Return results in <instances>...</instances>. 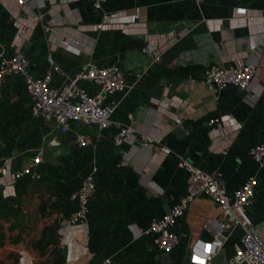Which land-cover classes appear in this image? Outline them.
Instances as JSON below:
<instances>
[{"label":"crops","instance_id":"1","mask_svg":"<svg viewBox=\"0 0 264 264\" xmlns=\"http://www.w3.org/2000/svg\"><path fill=\"white\" fill-rule=\"evenodd\" d=\"M70 8L81 13L82 22L68 23ZM52 9L45 17L56 25L47 30L31 3L0 0L4 52L10 56L20 48L35 76L45 74L52 53L62 68L52 85H60L66 74L73 76L89 61L120 64L131 87L105 100L118 103L113 125L105 133L129 124L138 131L119 146L105 138L80 147L75 135L97 137V129L71 122L70 131L62 133L33 118L23 78L10 75L0 86V164L10 160L18 169L32 162L41 147L45 156L38 166L41 179L12 186L0 183V200H19L28 185L54 193L68 213L74 207L70 195L97 166V189L86 226L61 221L65 264H98L103 256H111L113 264H202L204 250L194 244L212 243L205 235L207 220L220 218L218 204L208 197L197 198L175 220L172 230L179 243L169 253L156 247L153 235L134 238L130 229L133 224L148 227L186 194L188 175L178 166V156H184L206 172L220 173L230 195L249 176H257L248 212L264 240V164L249 154L250 148L264 144V0H205L199 5L192 0H106L101 9L91 0H79L60 1ZM147 43L160 62L144 52ZM231 60L262 63L251 89L254 104L237 86H206V66ZM137 73H143L138 81ZM79 85L92 94L99 90L92 82ZM175 115L181 125L175 124ZM176 127L191 130L183 137L174 132ZM143 133L161 142L146 145ZM164 145L171 148L170 154L161 151ZM226 232L222 246L212 253V264H229L234 253L239 236L234 230Z\"/></svg>","mask_w":264,"mask_h":264},{"label":"built area","instance_id":"2","mask_svg":"<svg viewBox=\"0 0 264 264\" xmlns=\"http://www.w3.org/2000/svg\"><path fill=\"white\" fill-rule=\"evenodd\" d=\"M29 2L33 7L39 9V20L45 21L46 29L51 30L55 20H47L46 12L52 11L53 6L60 1L76 2L79 0H21ZM106 0H91L95 9H101ZM196 4H202L205 0H192ZM68 12L71 19L68 23L79 24L83 18L81 13L70 8ZM135 14L134 18H139ZM61 23V22H60ZM103 24H98L101 28ZM68 42H64L67 45ZM144 52L154 62H160L161 58L155 56L151 44L147 43ZM30 60L20 49H16L8 56L4 50L0 54V86L10 75H19L23 78L27 94L30 98V112L33 118L43 120L50 128L62 133L70 131L71 122H79L97 129V137L78 133L74 140L80 147H87L105 138L109 139L116 146L128 141L135 136L137 128L132 124L121 125L117 132L106 134L113 125L112 115L118 103L112 101L105 104V100L118 91L126 90L130 84L127 82V74L120 64L99 66L94 62L77 71L73 76L67 75L60 85H52L53 77L62 73V68L57 64L52 53L47 56V68L43 76H35L29 70ZM261 62L246 61L243 64H235L229 61L226 63H212L204 70L205 84L209 89H223L229 85L237 86L247 92L246 98L252 104L256 101V95L251 93L253 81L257 77V70ZM143 73H137L135 80L138 81ZM87 81L96 84L99 90L90 93L79 85V82ZM132 85V84H131ZM132 117V115H130ZM175 124L181 125V118L175 115ZM143 143L151 145L154 141L160 143L161 139H154L149 134L141 136ZM164 154H170L171 148L162 146ZM250 156L260 165L264 164V144H258L250 148ZM45 148L38 149L32 162L18 169H14L12 162L6 160L0 164V183L4 186H12L20 180L33 181L42 177L38 170L39 164L44 160ZM178 166L187 172V191L180 202L175 204L168 212L160 218H154L148 227L141 228L135 224L130 225L134 238L146 235H153V241L160 251L171 252L179 243V236L172 230L175 220L181 217L192 202L200 197H208L219 206V217L214 216L207 220V230L211 232L212 243H203L198 240L194 248L204 250L202 264H212V253L223 244V233L241 227L244 231L233 245L234 253L229 259V264H264V240L258 234L256 225L248 212L252 197L258 183L256 175L249 178L230 195L224 184L221 182V174H212L202 170L184 156H178ZM98 167L94 166L85 176L80 187L70 195L73 202V209L66 213L59 214L60 220H67L68 225L87 224V215L90 208L91 198L94 196L97 185L95 173ZM63 244L66 241L62 240ZM31 257L22 252L20 264H28ZM111 256H103L98 264H113Z\"/></svg>","mask_w":264,"mask_h":264},{"label":"rangeland","instance_id":"3","mask_svg":"<svg viewBox=\"0 0 264 264\" xmlns=\"http://www.w3.org/2000/svg\"><path fill=\"white\" fill-rule=\"evenodd\" d=\"M18 199L10 198L0 204V264H19L24 251L31 256L32 264H51L55 258L51 249L56 245L65 252L67 259L59 217L65 208L60 207L55 194L27 185ZM45 231L47 237L43 244L53 243L45 248L49 253L42 254L35 248V243Z\"/></svg>","mask_w":264,"mask_h":264},{"label":"trees","instance_id":"4","mask_svg":"<svg viewBox=\"0 0 264 264\" xmlns=\"http://www.w3.org/2000/svg\"><path fill=\"white\" fill-rule=\"evenodd\" d=\"M6 200H10V198L0 200V204L2 202H5ZM46 237H47V233L45 231L43 233V235L41 236V238L35 243V248L39 249V251L42 254L49 253L48 251L45 250V248H46V246H49L51 243H53V242H51L49 244L44 245L43 241L46 239ZM55 245H56V242H55ZM53 251H54L55 258L51 264H65V260H66L65 252L63 250H61L58 245H56L54 248L51 249V252H53Z\"/></svg>","mask_w":264,"mask_h":264},{"label":"water","instance_id":"5","mask_svg":"<svg viewBox=\"0 0 264 264\" xmlns=\"http://www.w3.org/2000/svg\"><path fill=\"white\" fill-rule=\"evenodd\" d=\"M3 50H4V47H3V45L0 43V54L3 52ZM177 82H178V80H177ZM177 82H176V83H177ZM176 85H177V84H175L174 87H176ZM189 130H191V129L188 128V127L184 128V129H183L182 127H176V128L174 129V132L177 133L178 136H179V134H181V135H183V137H184V135H185L186 133H188ZM181 137H182V136H181ZM65 222H66V221H65ZM226 233H227V232H226ZM234 233H235L237 236H242L243 233H244V231H243V229H242L241 227H237V228L234 229ZM205 235H206V236H211V238H212L211 232H210L209 230H206Z\"/></svg>","mask_w":264,"mask_h":264}]
</instances>
